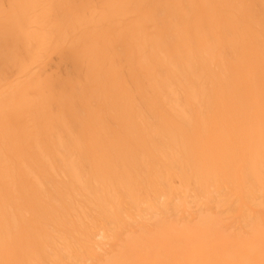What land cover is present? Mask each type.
Masks as SVG:
<instances>
[{"label": "bare ground", "instance_id": "obj_1", "mask_svg": "<svg viewBox=\"0 0 264 264\" xmlns=\"http://www.w3.org/2000/svg\"><path fill=\"white\" fill-rule=\"evenodd\" d=\"M0 264H264V0H0Z\"/></svg>", "mask_w": 264, "mask_h": 264}]
</instances>
